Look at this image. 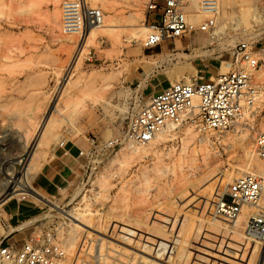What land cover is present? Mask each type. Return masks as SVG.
Segmentation results:
<instances>
[{"label": "rangeland", "instance_id": "374dc122", "mask_svg": "<svg viewBox=\"0 0 264 264\" xmlns=\"http://www.w3.org/2000/svg\"><path fill=\"white\" fill-rule=\"evenodd\" d=\"M64 1L0 0V231L6 202L23 198L17 184L5 187L4 172L17 181L28 176L34 189V177L51 150L64 140L85 138L91 144L87 173L70 197L24 196L42 208L38 218L23 226L28 232L37 224L54 228L78 264H141V256L172 264L168 257L178 254V238L187 255L182 264H247L257 244L241 241L224 228L235 222L214 215L221 199L217 185L233 166L247 162L239 143L242 134L205 136L184 124L137 156L127 147L141 146L125 139L124 131L149 84L165 88L228 72L242 40L263 49L264 0L250 1L252 14H246L243 0H221L215 29L152 49L143 46L151 32L144 28L157 19L147 10L148 0H115L113 8L102 0H85L89 7L101 8L111 25L100 28L105 34L89 43L85 34L72 38L64 31ZM198 3L189 6V19L197 25L205 18L196 17ZM256 13L259 22L254 23ZM136 34L144 35L135 39ZM247 133L250 151L254 133ZM117 138L120 143L111 145ZM192 186L196 193L190 197ZM207 195L213 198L206 205ZM76 209L89 210L93 229L83 230L64 216ZM197 229L199 238L193 235ZM148 237L156 249L164 244L163 257L135 250V241L149 244Z\"/></svg>", "mask_w": 264, "mask_h": 264}, {"label": "built area", "instance_id": "2783aa9c", "mask_svg": "<svg viewBox=\"0 0 264 264\" xmlns=\"http://www.w3.org/2000/svg\"><path fill=\"white\" fill-rule=\"evenodd\" d=\"M188 0H148L147 10L157 17L143 46L152 49L171 39H183L210 32L217 26L219 0H199L197 14L205 17L199 24L189 19ZM63 27L68 34H85L88 28L105 24L101 8H91L85 0H65ZM242 40L232 52L228 72L209 80L177 81L159 93L140 95L124 138L138 145L150 144L167 127L190 124L205 136L222 137L227 132H253V160L229 184L215 203V216L233 223L245 210L251 211L243 229L244 240L264 246V48ZM120 139L112 141L119 144ZM23 198L20 200L26 199ZM21 244L9 243L0 235V264H78L70 258L54 228L40 224ZM5 229H8L4 225Z\"/></svg>", "mask_w": 264, "mask_h": 264}, {"label": "crops", "instance_id": "0c3cea01", "mask_svg": "<svg viewBox=\"0 0 264 264\" xmlns=\"http://www.w3.org/2000/svg\"><path fill=\"white\" fill-rule=\"evenodd\" d=\"M165 88L149 84L144 94L149 96ZM90 147V142L85 138L64 140L57 144L34 177V190L50 201H60L70 197L86 176ZM4 212L6 216L4 224L8 229L3 228L0 235H9V243L21 244L29 234L28 229L23 226L38 218L42 208L34 198L11 199L6 202Z\"/></svg>", "mask_w": 264, "mask_h": 264}, {"label": "bare ground", "instance_id": "6f19581e", "mask_svg": "<svg viewBox=\"0 0 264 264\" xmlns=\"http://www.w3.org/2000/svg\"><path fill=\"white\" fill-rule=\"evenodd\" d=\"M137 1H140V0H137ZM188 1L190 2V4L192 3V6H197L198 0H188ZM220 1L221 0H219V7H220ZM250 1L251 0H243L242 1V3H243L242 7H243V9H245L247 11L246 14L247 13H251V14L253 13V11L251 10L252 6H250ZM102 2L106 3L107 5H109L112 8L115 7V6H113L115 0H102ZM196 17H201V16L197 14ZM196 17H194L195 20L197 19ZM195 20H193V21H195ZM253 22L254 23L259 22L257 13H256V15L254 14V16H253ZM109 27H111V25L105 20L104 25L89 28L86 31L85 35L83 36L85 38V42L89 43L91 41L92 42L96 41L100 36L105 34L104 31H101L99 29L101 28L103 30H106ZM144 29L147 32L150 30V28H148V27H146ZM146 31H144V33ZM74 34H73V36H71L72 38H75L79 35L81 36V33H74ZM76 34H78V35H76ZM143 35L144 34H136L134 38L137 39L139 36H143ZM55 127H57V125ZM176 128L177 127H175V126H170V127L165 128L164 130H162L160 133H158L156 138L150 143L151 146L149 148L143 147L142 145H140L141 147L135 146V145H131V146L127 147L129 153L132 152V154H136L137 156H142L144 154H147L150 150H152L153 145H155L158 141L166 139L167 136H169V134H173V132ZM240 134H242V135L239 137V143L242 146V148L246 151V154L248 155L247 162L245 165L233 166L231 172L228 173L227 178L221 180V182L217 185L216 195L219 196L220 198L224 195L225 189H226L227 185L232 181V179L237 177V175H239V173H241V171H243L244 168L247 167V164L250 160L254 159L253 150H250V151L247 150V146H248L247 141H248V137H249L248 133H243V131H241ZM222 138H224V135L222 136ZM133 144H135V143H133ZM136 145H138V144H136ZM255 161H256V163H258V165H264V162L258 160L257 158H255ZM4 174H5V178L3 180L5 181V187L9 183H15L18 185L17 191H20L21 195L31 193V194H34L35 196L37 195V197L39 196V194L32 188L28 176H26V178L24 180L17 181L12 176V174L7 173V172H4ZM189 193H190V197L195 195L196 190H195L194 186H192V188H190ZM190 197H189V201L191 200ZM212 198H213L212 195H207L206 197H204V203L207 205V203ZM263 203H264V198H263ZM157 212H160V211H157ZM250 213H251V211H249V210L243 211V213L240 215V217L238 218V220L235 222V224L233 226H228L226 224V225H224V228L231 229L230 231L233 232L234 234H236L238 236V238L244 242L245 240H244V236H243L242 232L246 226V223H247V220H248ZM64 216L70 220L76 221L78 223L77 225L80 228H82L83 230L86 228L93 229L91 224L90 225L88 224V217L90 216V212L87 209H83V210L76 209V210H73L71 212H65ZM221 225L222 224H220L219 221H215V223H214V226L217 228H221ZM183 226H184V222L182 224V227ZM158 231H159L158 233L162 234V232H160L161 231L160 229H158ZM151 234L153 235V232H151ZM191 234H192V232H191ZM193 235H194V237L199 238L202 236V233H201L200 229H197L193 232ZM123 239L127 240L129 238L124 235ZM148 239L150 240L149 244H143L139 241H137V242L135 241V247H134L135 250L144 254V255H148L150 257H153V256H151V253L152 254L155 253L156 257H153L155 259L163 257V255L165 253L164 251H162L164 244L160 243V247H158V249H156L153 246V245H157L154 242L155 240L152 239L151 237H148ZM176 242L178 244V254L176 256H169L168 261H172V264H177V263L182 264L184 259L187 256L183 252V240H182V238H178L176 240ZM222 245H223V242L219 245V247H222ZM258 246L259 245H257V247L253 250V253H252V255L249 259V262L247 264H258L259 262H261V263L264 262V246H263V248L260 247L261 250L259 249ZM227 251L229 252V250H227ZM141 258H142V261H140L141 264H146L147 262H150L151 264H157V262H154L153 260H150L147 257L141 256Z\"/></svg>", "mask_w": 264, "mask_h": 264}, {"label": "trees", "instance_id": "16d2710c", "mask_svg": "<svg viewBox=\"0 0 264 264\" xmlns=\"http://www.w3.org/2000/svg\"><path fill=\"white\" fill-rule=\"evenodd\" d=\"M233 60V57H230L229 61H232Z\"/></svg>", "mask_w": 264, "mask_h": 264}]
</instances>
